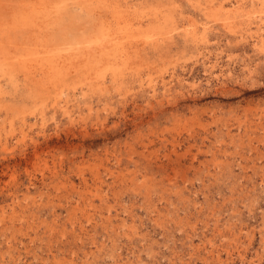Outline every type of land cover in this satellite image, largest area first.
I'll list each match as a JSON object with an SVG mask.
<instances>
[{"label":"rangeland","instance_id":"rangeland-1","mask_svg":"<svg viewBox=\"0 0 264 264\" xmlns=\"http://www.w3.org/2000/svg\"><path fill=\"white\" fill-rule=\"evenodd\" d=\"M65 1V25L110 27L124 73L25 121L46 74L5 84L0 264H264V0ZM0 29V57L47 35Z\"/></svg>","mask_w":264,"mask_h":264},{"label":"bare ground","instance_id":"bare-ground-1","mask_svg":"<svg viewBox=\"0 0 264 264\" xmlns=\"http://www.w3.org/2000/svg\"><path fill=\"white\" fill-rule=\"evenodd\" d=\"M9 1L10 0H8V2ZM105 1H107V0H82L81 3L84 4V7H86V10H89L90 11L89 13L91 14L94 10L101 11L100 8H102V7H100V6L104 5ZM72 2H74V1H72ZM2 3H0V4L2 5ZM5 3H6V0H5L4 4ZM12 3L10 5H12ZM66 4H67V2L65 0H34L32 6L30 7V10H28V8H26L25 5L24 6L18 5L16 7L17 10L12 11V13L8 12L9 14H7V15L5 13H4L5 15L0 13V24H1V26H2V24L6 25V27L10 28V30H14V31H18V32H20V31L23 32V30H29V32H32V31L37 32L38 30L43 31V29H45L44 32H46V34H47L45 36L46 39L45 40L42 39L40 44L38 43L39 46H36L35 49L26 48V45H25V48L24 47L22 48V45H21L20 51H18L19 48H18V46H17L18 44H17L14 48H12V47L9 48L10 52H7L8 51L7 50L6 51L7 53H3L1 55L0 58L2 59V57H3V61L0 60V112H2L4 109H8L7 107L4 106V101H3L5 99V95L7 93L5 91L4 86H5V84H7L9 82L14 83L15 82L14 80L16 79V77H18V75L21 74L20 72L24 73L23 78H25L26 81H30V82L34 81V79L37 76L38 77L42 76L45 73L46 74V75H44L45 79H47L49 82L48 84L51 85V86L45 87L42 90V92H36V93L32 94V96L29 95L32 97L30 99L32 104H31V106H29V108L26 106L29 104H26L25 109H23L21 111H19L18 109H15L13 111V113H15V116L17 115L22 121L27 120V113L28 112H30V114H33L37 110H41V112H42L43 109H45L44 107H45L47 100H48L51 93L52 94L55 93L56 94L55 96L57 97V94H58V96L60 94H63L65 89H68L70 87H72L71 89L75 88V87H73V83H75V82H80L81 84H85V85H89L92 82H99V84H100V83H104V80L106 79L107 74H110V76L113 78V80H119V77L122 75V73H124V72H122V67H121V64L119 63L120 61L117 57L118 54L115 53V51L113 52L111 49V41L114 38V33H111L110 27L107 26V24H105V23H101L99 20H98V22L96 21V23L94 24V28L91 30H89L88 28L86 29L85 27H82V26L80 28H75L73 26L74 22H75L74 20H73L74 22L71 21V23H69L71 26L70 25L67 26V24L65 25V21H66L65 16H64L65 14H64V12L62 13V11H63V9L66 8ZM3 6H5V5H3ZM8 6H6V7H8ZM77 6H80V5L77 4ZM126 6H127V4H126ZM126 6H124V7H126ZM108 8H109V6H108ZM223 8L224 7L222 6L221 9L223 10ZM129 10H131V9H129ZM68 13L69 12H67V15H69ZM93 13H95V12H93ZM124 13H125V11H124ZM85 15H86V13H85ZM87 15H89V14H87ZM93 16H95V15H93ZM78 17H79V15H78ZM89 17H91V16L89 15ZM104 17H106V16H104ZM70 18H71V16H70ZM115 19L118 22V25H120V28H123V30H132L133 25L130 21H127L122 17H116ZM77 21H78V19H77ZM112 21H113V19H112ZM87 26H88V23H87ZM154 26H156V25H154ZM2 30L0 29V31H2ZM4 30H5V28H4ZM47 30H49V33L47 32ZM79 30H80V32H79ZM6 31L7 30H5V32ZM117 33H119V32H117ZM141 33L144 34L143 31ZM2 34H0V36ZM9 34H10V32H9ZM132 34H133V32H132ZM13 35H15V34H13ZM17 36H19V35H17ZM8 37L11 38V36H8ZM23 38H25V37H23ZM141 38H143V37H141ZM14 39H15V36H14ZM117 41H118V39H117ZM8 42H10V41H8ZM133 44H135V42ZM2 45H4V44H2ZM119 46H120V44H119ZM1 47H3V46H1ZM128 48L126 46V49H128ZM6 49L7 48H5V50ZM0 52H2V51H0ZM125 55H127V54H125ZM16 61L21 63V65H22L21 67L23 68L21 71L20 70L18 71V69L16 68L17 66L15 64H12ZM130 62H131V60H130ZM123 64H124V62H123ZM125 65L126 64H124L123 66H125ZM127 66H129V65H127ZM131 66H132V64H131ZM136 67H137V65H136ZM132 69H133V67H132ZM33 84H35V81ZM13 85L14 84H12V87H14ZM17 86H18V83H17ZM103 87H105V85ZM16 88H14V89L16 90ZM12 92H14V90ZM9 94H10V92H9ZM20 95H22V94H20ZM14 100H15V98H14ZM14 100H12V101H14ZM0 117H1V115H0ZM10 122H11V120H10Z\"/></svg>","mask_w":264,"mask_h":264}]
</instances>
